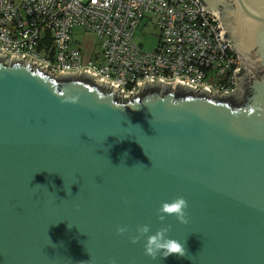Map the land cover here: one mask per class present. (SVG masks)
Segmentation results:
<instances>
[{
    "label": "water",
    "instance_id": "obj_1",
    "mask_svg": "<svg viewBox=\"0 0 264 264\" xmlns=\"http://www.w3.org/2000/svg\"><path fill=\"white\" fill-rule=\"evenodd\" d=\"M198 2L241 61L236 93L159 80L125 100L0 56V264H264V0ZM178 196L189 222H161ZM141 225H171L188 258L145 256Z\"/></svg>",
    "mask_w": 264,
    "mask_h": 264
},
{
    "label": "built area",
    "instance_id": "obj_2",
    "mask_svg": "<svg viewBox=\"0 0 264 264\" xmlns=\"http://www.w3.org/2000/svg\"><path fill=\"white\" fill-rule=\"evenodd\" d=\"M142 26L158 33L152 52L137 35ZM77 30L94 36L93 49L100 46L96 57L75 43ZM222 32L198 0H0L5 63L23 57L24 64L53 76L86 72L110 90L117 86L125 100L139 92V84L159 80L197 92L206 88L211 96L236 93L241 61Z\"/></svg>",
    "mask_w": 264,
    "mask_h": 264
},
{
    "label": "clouds",
    "instance_id": "obj_3",
    "mask_svg": "<svg viewBox=\"0 0 264 264\" xmlns=\"http://www.w3.org/2000/svg\"><path fill=\"white\" fill-rule=\"evenodd\" d=\"M78 97H70V103H77ZM127 203V201H125ZM188 202L183 196H178L171 202H162L158 211V219L163 222L166 216H175L181 224L189 222L186 209ZM171 230V225L159 228L154 234H150L149 225H141L137 228V235L130 237L132 244H137L142 238H145L144 254L153 261L166 259L171 255H176L178 258H188V252L185 245L180 241L169 238L168 233ZM117 235H124L128 230L125 227L117 228ZM109 264H116L114 258L109 259Z\"/></svg>",
    "mask_w": 264,
    "mask_h": 264
},
{
    "label": "rangeland",
    "instance_id": "obj_4",
    "mask_svg": "<svg viewBox=\"0 0 264 264\" xmlns=\"http://www.w3.org/2000/svg\"><path fill=\"white\" fill-rule=\"evenodd\" d=\"M137 35L139 39H142L143 45L145 46V50L152 52L156 49L158 45V33L157 31L149 26H142L138 29ZM94 36L92 35H85L81 30H77L75 32L74 41L75 43H82L84 49L91 53L93 50V43H94ZM96 48L93 52V57H96L100 52V46L95 44ZM91 50V52H90Z\"/></svg>",
    "mask_w": 264,
    "mask_h": 264
},
{
    "label": "crops",
    "instance_id": "obj_5",
    "mask_svg": "<svg viewBox=\"0 0 264 264\" xmlns=\"http://www.w3.org/2000/svg\"><path fill=\"white\" fill-rule=\"evenodd\" d=\"M88 35H91V34H88ZM92 36H93V35H92ZM93 50H94V49H93ZM93 50H92V51H93ZM86 52H87V51H86ZM90 52H91V50H90ZM87 53H88V52H87ZM88 54H89V53H88Z\"/></svg>",
    "mask_w": 264,
    "mask_h": 264
}]
</instances>
